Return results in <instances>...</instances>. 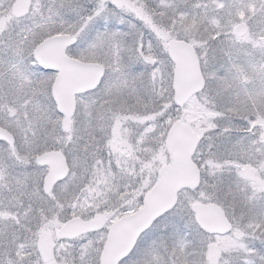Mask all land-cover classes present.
Masks as SVG:
<instances>
[{
    "label": "snow or ice",
    "instance_id": "snow-or-ice-1",
    "mask_svg": "<svg viewBox=\"0 0 264 264\" xmlns=\"http://www.w3.org/2000/svg\"><path fill=\"white\" fill-rule=\"evenodd\" d=\"M0 264H264V0H0Z\"/></svg>",
    "mask_w": 264,
    "mask_h": 264
}]
</instances>
